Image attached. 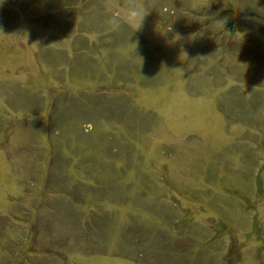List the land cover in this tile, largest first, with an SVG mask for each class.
<instances>
[{
	"label": "rangeland",
	"instance_id": "rangeland-1",
	"mask_svg": "<svg viewBox=\"0 0 264 264\" xmlns=\"http://www.w3.org/2000/svg\"><path fill=\"white\" fill-rule=\"evenodd\" d=\"M96 259L264 264V0H0V264Z\"/></svg>",
	"mask_w": 264,
	"mask_h": 264
},
{
	"label": "clouds",
	"instance_id": "clouds-1",
	"mask_svg": "<svg viewBox=\"0 0 264 264\" xmlns=\"http://www.w3.org/2000/svg\"><path fill=\"white\" fill-rule=\"evenodd\" d=\"M122 15L130 24H135L137 28L140 26L142 18L145 16L142 8L139 6H132L125 9ZM113 23H115V21H113ZM177 37L179 39V36Z\"/></svg>",
	"mask_w": 264,
	"mask_h": 264
},
{
	"label": "crops",
	"instance_id": "crops-1",
	"mask_svg": "<svg viewBox=\"0 0 264 264\" xmlns=\"http://www.w3.org/2000/svg\"><path fill=\"white\" fill-rule=\"evenodd\" d=\"M222 1L223 0H220V1L217 0V2L219 4H222ZM232 1H234V0H232ZM217 7H218V5H217ZM33 234H34V232H31V239H32V236H34ZM82 264H84V263H82ZM94 264H122V263L119 260H109V261H106L104 259H96L95 262H94Z\"/></svg>",
	"mask_w": 264,
	"mask_h": 264
}]
</instances>
